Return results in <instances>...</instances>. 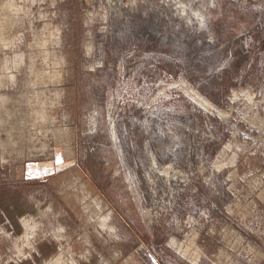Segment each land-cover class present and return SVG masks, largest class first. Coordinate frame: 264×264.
<instances>
[{
    "label": "rangeland",
    "instance_id": "rangeland-1",
    "mask_svg": "<svg viewBox=\"0 0 264 264\" xmlns=\"http://www.w3.org/2000/svg\"><path fill=\"white\" fill-rule=\"evenodd\" d=\"M242 146L264 160V0H0V264H197L209 235L256 262Z\"/></svg>",
    "mask_w": 264,
    "mask_h": 264
},
{
    "label": "crops",
    "instance_id": "crops-1",
    "mask_svg": "<svg viewBox=\"0 0 264 264\" xmlns=\"http://www.w3.org/2000/svg\"><path fill=\"white\" fill-rule=\"evenodd\" d=\"M241 150V160L228 175L231 200L226 211L240 223L252 225L258 238L264 243V160L257 150L248 146H242ZM210 237L212 236L209 235L207 250L200 252L197 264H205L211 260L219 264H264V256L256 262L239 261L234 258L230 248L218 243L215 236L213 240ZM136 253L137 256H131L128 264H162L149 251Z\"/></svg>",
    "mask_w": 264,
    "mask_h": 264
}]
</instances>
